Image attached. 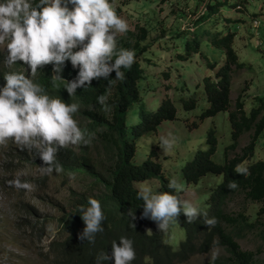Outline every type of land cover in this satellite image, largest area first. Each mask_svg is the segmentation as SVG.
I'll use <instances>...</instances> for the list:
<instances>
[{
	"label": "trees",
	"instance_id": "16d2710c",
	"mask_svg": "<svg viewBox=\"0 0 264 264\" xmlns=\"http://www.w3.org/2000/svg\"><path fill=\"white\" fill-rule=\"evenodd\" d=\"M35 2L33 0V4ZM230 3L231 0H213L192 27L170 34L173 45L179 49L181 47L176 52L178 60L175 63L191 60L198 55L209 67L217 68L213 76L203 80L209 106L201 119L228 112L232 138V142L225 147L224 161L217 162L214 155L218 140L211 129L207 135L208 148L199 150L184 166L183 178L188 184L197 185L209 174L221 176L222 179L211 188L205 206L198 208L208 217H215V226L208 228L200 215L189 224L184 214H179L175 221L185 230L186 236L177 248L170 242L169 227L166 231H158L155 222L142 217L143 201L136 198L135 183L153 178L161 180L162 191H174L167 187L170 180L165 177L155 150L142 163L136 162L137 139L155 132L163 121L177 118L173 99L165 98L157 105L149 106L144 96L143 83L148 76L141 60L151 61L146 54L151 53L154 46L145 43L149 30L136 26L137 29L127 30L116 38L117 49L134 52V62L129 69H121L124 72L122 80H114L115 73L112 72L109 77L113 79L111 85L103 78L93 79L88 87L77 88L76 93L69 97L62 81H52L51 75L54 73L51 64L38 67L34 82L43 86L51 96H59L66 103H78L80 108L74 118L81 130L92 137L90 145H69L56 153L62 168L58 174L81 179L89 176L92 184L69 211H62L58 216L61 229L57 236L52 237L45 252L49 264H95V257L100 252L111 255L112 241L119 245L121 236L133 242L135 259L131 264H182L193 255L207 253L216 246L224 247L228 255L216 258L212 264H264L256 257L258 253H264V159L253 160L258 140L264 132V95L245 98L239 94L235 101L232 100L233 78L248 68V64L240 61L234 47L236 32L226 26L235 18L227 19L228 24L218 27L220 8ZM203 44L221 49L225 55L224 62L219 65L217 61L209 60ZM76 72L66 61L61 76L71 80ZM166 75L168 77L169 72ZM175 78L179 81V77ZM4 83L1 71L0 86ZM100 95L107 96L106 110L97 103ZM183 105L186 109H192L196 106V99L191 96ZM102 112L109 118L105 116L100 119L98 113L105 115ZM84 119L89 122L84 124ZM97 125H103L105 132H97L94 127ZM243 139L246 140L241 144ZM11 142L9 148H12ZM94 144H97L98 155L105 156L103 161L91 154ZM18 152L32 166H41L42 161L38 156L33 158L32 151ZM236 166L246 167L247 175L235 173L233 169ZM20 180L32 181L25 178ZM230 181L237 184L235 189L227 187ZM174 194L183 200L180 190ZM89 198L99 201L105 217L101 225L103 232H98L91 243L78 238L85 225L80 214L75 212L79 207H86ZM238 200L250 204L240 205L238 209L228 208L230 202L236 205ZM129 209L135 218L128 215ZM44 235L39 234V238L42 239ZM249 235L262 243L257 251L242 248L239 240ZM102 264H113V261L110 259Z\"/></svg>",
	"mask_w": 264,
	"mask_h": 264
},
{
	"label": "rangeland",
	"instance_id": "374dc122",
	"mask_svg": "<svg viewBox=\"0 0 264 264\" xmlns=\"http://www.w3.org/2000/svg\"><path fill=\"white\" fill-rule=\"evenodd\" d=\"M111 2L116 14L127 22L128 30H135L136 26L145 27L149 30L145 43L154 44L151 53L146 54L151 61L146 62V59L141 57L148 76L143 83L147 104L155 106L161 100L170 98L177 107L176 119L163 121L155 132L137 139L136 162L142 163L150 152L155 150L165 177L175 181L182 192L183 200L197 208H203L211 188L215 187L222 177L209 174L197 185L188 184L183 178V168L199 150L208 148L207 135L211 129L218 140L214 159L223 162L225 147L232 142L231 123L228 112H219L213 117L201 119L202 113L209 106L203 89V80L213 76L217 68L209 67L198 55H194L191 60L175 63L178 60L176 52L181 47L179 49L173 45L170 34L192 27L195 20L207 11L208 4L213 0H111ZM231 2L230 5L225 4L220 8L221 21L218 27L222 28L228 24L227 19L235 18L226 26L236 32L234 47L240 61L248 64V68L233 78L232 100L235 101L239 94L245 98L264 95V0ZM124 33H118L116 38ZM203 49L209 60L217 61L219 65L224 62L225 55L221 49L207 44H203ZM5 55L6 48L2 49L0 46V58ZM0 69L3 73L14 71L25 72L26 76L29 74L27 65L20 61L6 67L2 59ZM168 72L170 75L167 77ZM175 77H179V81ZM191 96L196 99V106L186 109L184 101ZM100 113H98L100 119H104L105 116L109 118L105 112H102L105 115ZM88 122V119H84V124ZM94 127L97 132L106 130L103 125ZM169 133L175 137V144L171 150L164 152L158 142L162 135ZM245 140L243 139L241 144H244ZM9 142L11 141L0 145V264H49L50 260L45 259V252L52 237L57 236L61 229L58 216L62 211H69L79 196L89 189L92 178L85 176V179H81L54 173L41 175L37 171L39 166L28 163L13 142L12 148H9L11 145ZM91 154L99 161L105 159L103 154L98 155L97 144H94ZM257 159H264V132L258 140L253 158ZM16 177L32 179L29 182L31 189L11 187L8 181ZM141 183L149 184L153 190L162 191L161 180L158 178L136 182L135 186L138 187ZM249 204L238 200L236 205L230 202L228 208L238 209L240 205ZM169 228L170 242L177 248L186 236L185 230L175 220L170 222ZM42 233L45 235L40 239L39 234ZM239 242L245 250L257 251L262 245L260 240L250 235ZM212 255L216 258L227 257L228 253L224 247L216 246L207 253L193 255L189 261L182 264H212L209 259ZM256 257L264 262V253H258Z\"/></svg>",
	"mask_w": 264,
	"mask_h": 264
},
{
	"label": "clouds",
	"instance_id": "9594fccd",
	"mask_svg": "<svg viewBox=\"0 0 264 264\" xmlns=\"http://www.w3.org/2000/svg\"><path fill=\"white\" fill-rule=\"evenodd\" d=\"M128 30L127 22L116 14L111 0H0V46L6 48L3 64L11 67L17 61L27 65L29 74L8 71L3 73L5 83L0 86V145L11 140L20 150L33 152L42 161L37 171L41 175L60 173L62 168L56 153L69 145H90L92 137L78 126L75 114L78 103H66L59 96H51L33 77L38 67L51 64L52 81L60 80L69 97L77 88L88 87L93 79H105L111 85L122 80L124 72L134 62V52L117 49L116 36ZM66 61L76 69L71 80L62 78ZM114 72L115 77L109 79ZM106 95L97 97V103L106 110ZM175 137L162 135L158 145L167 152L174 147ZM233 171L247 175V168L236 166ZM16 189L30 190L31 185L19 177L8 181ZM167 187L172 192L157 191L146 183L136 189V198L143 201L142 217L155 222L158 231H166L171 221L183 213L187 223L203 217L208 228L216 224L187 200L180 199L175 181ZM229 189L237 184L229 182ZM85 227L78 234L80 240L94 241L103 232L104 214L97 199L89 198L86 207H79ZM129 216L134 217L131 209ZM120 243H111V255L100 252L95 264L110 259L113 264H131L135 259L132 240L121 236ZM214 262L215 255L209 258Z\"/></svg>",
	"mask_w": 264,
	"mask_h": 264
}]
</instances>
